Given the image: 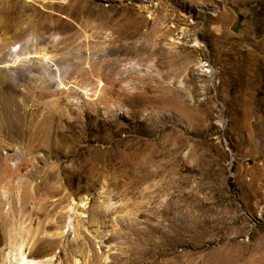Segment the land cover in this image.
I'll list each match as a JSON object with an SVG mask.
<instances>
[{
  "label": "rangeland",
  "instance_id": "374dc122",
  "mask_svg": "<svg viewBox=\"0 0 264 264\" xmlns=\"http://www.w3.org/2000/svg\"><path fill=\"white\" fill-rule=\"evenodd\" d=\"M21 240L264 264V0H0V264Z\"/></svg>",
  "mask_w": 264,
  "mask_h": 264
},
{
  "label": "bare ground",
  "instance_id": "6f19581e",
  "mask_svg": "<svg viewBox=\"0 0 264 264\" xmlns=\"http://www.w3.org/2000/svg\"><path fill=\"white\" fill-rule=\"evenodd\" d=\"M43 57H45V54H43ZM84 206H86V204H84ZM14 239H16V235L14 237L12 236V240ZM46 250L47 249L45 247H40L37 253H28L27 245L24 243L23 240H21L19 244L14 247V254L9 252L1 256V264H36L31 257L39 255L42 252H45Z\"/></svg>",
  "mask_w": 264,
  "mask_h": 264
}]
</instances>
